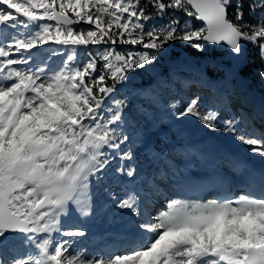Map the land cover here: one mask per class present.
I'll list each match as a JSON object with an SVG mask.
<instances>
[{"label": "snow or ice", "instance_id": "obj_1", "mask_svg": "<svg viewBox=\"0 0 264 264\" xmlns=\"http://www.w3.org/2000/svg\"><path fill=\"white\" fill-rule=\"evenodd\" d=\"M0 29L12 33L0 40V264H264V169L250 164L264 161V103L233 84L248 45L264 83V0H0ZM177 42L197 54L181 64L190 76L170 58ZM47 45L56 68L35 63ZM158 111L164 147L149 137ZM187 118L242 154L186 142ZM238 172L248 190L224 191ZM110 177L103 210H117L129 250L89 252L77 244L90 189Z\"/></svg>", "mask_w": 264, "mask_h": 264}, {"label": "rangeland", "instance_id": "obj_2", "mask_svg": "<svg viewBox=\"0 0 264 264\" xmlns=\"http://www.w3.org/2000/svg\"><path fill=\"white\" fill-rule=\"evenodd\" d=\"M246 51V64L250 66L252 65V61L256 62V60L260 61L259 55L257 50L253 49L252 46H248V48L245 50ZM261 63V61L259 62ZM262 66V65H261ZM261 68H253L250 72V74L247 75V83L249 84L248 90L244 89L243 87L246 86L244 82L242 84L237 83L236 81H233V84L236 86V88H239L238 90L244 91L245 94L249 97L250 100H252V96L255 97V106H259L262 103H264V83H262L257 76V72ZM211 71V69H210ZM222 73H217L216 71L213 70V78H219L222 76ZM241 85L243 87H241ZM193 92H188V93H183L180 94L179 96L181 98L186 99L187 97L191 96ZM203 103L205 106H210L209 101L207 98H203ZM199 123V121H198ZM200 125V124H199ZM148 127H151L149 124ZM200 127L203 128L202 125ZM199 127V128H200ZM160 129L164 128L163 124L159 125ZM165 132L168 133V129L164 128ZM204 129V128H203ZM206 132H208L207 129H204ZM155 131H152L149 133V137L152 143L156 144L159 147H164L163 144L160 143V137H155ZM218 136H224L222 133L215 134ZM109 180V179H108ZM108 185V181L106 182V185L102 184H96L93 182L92 187L90 189L91 192V197L93 200L94 204V216L91 220H89L86 224L85 227L86 229H91L96 231L97 229H102L106 232H112V231H118V232H125V228L123 226L121 217L117 214V210L109 208L107 210H103L105 208V203H106V197L103 192V188ZM110 187V186H109ZM113 190L115 188L111 187ZM97 220H95V219Z\"/></svg>", "mask_w": 264, "mask_h": 264}, {"label": "bare ground", "instance_id": "obj_3", "mask_svg": "<svg viewBox=\"0 0 264 264\" xmlns=\"http://www.w3.org/2000/svg\"><path fill=\"white\" fill-rule=\"evenodd\" d=\"M190 133H192L191 135L193 136H197V135L209 136L208 146H210L218 155H223L228 152L242 154V148L240 146L234 145L230 139L224 136H218L212 133H208L202 127H200L197 131ZM109 237L114 239V242L118 244H122L123 245L122 247L124 248H127V244L130 242L129 238L120 235L118 232H113V234L110 235ZM85 242L87 243V245H90L92 243L90 238L85 240Z\"/></svg>", "mask_w": 264, "mask_h": 264}, {"label": "water", "instance_id": "obj_4", "mask_svg": "<svg viewBox=\"0 0 264 264\" xmlns=\"http://www.w3.org/2000/svg\"><path fill=\"white\" fill-rule=\"evenodd\" d=\"M186 128H188L190 131H194L198 128L197 122L193 118H187L183 123Z\"/></svg>", "mask_w": 264, "mask_h": 264}, {"label": "trees", "instance_id": "obj_5", "mask_svg": "<svg viewBox=\"0 0 264 264\" xmlns=\"http://www.w3.org/2000/svg\"><path fill=\"white\" fill-rule=\"evenodd\" d=\"M170 49L173 50V46H171ZM184 54H185V53H184ZM191 54H192V53H190V52L187 53V55H191ZM187 55H185L184 57H187ZM250 71H251V68H250V67L247 68L246 72L244 73V76H245L246 74H248Z\"/></svg>", "mask_w": 264, "mask_h": 264}]
</instances>
